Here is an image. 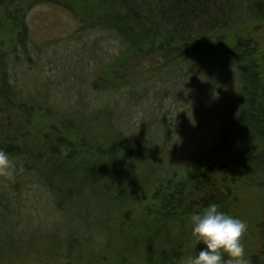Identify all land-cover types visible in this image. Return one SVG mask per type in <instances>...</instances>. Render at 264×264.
Returning <instances> with one entry per match:
<instances>
[{"label": "trees", "instance_id": "obj_1", "mask_svg": "<svg viewBox=\"0 0 264 264\" xmlns=\"http://www.w3.org/2000/svg\"><path fill=\"white\" fill-rule=\"evenodd\" d=\"M72 1L0 0V163L15 178L14 191L35 178L36 191L48 192L56 208L87 231L69 230L63 241L36 249L7 230L0 264H180L199 244V227L229 225L249 192H263L264 202L263 54L255 38L242 35L246 26L264 24V0H84L96 10L89 18ZM44 3L68 10L85 31L100 30L120 42L119 55L94 80L100 91L136 89L145 75L230 56L238 95L210 155L161 174L144 136L125 133L112 113L96 109L69 117L23 97L10 70L19 52H28V10ZM10 194L0 186V229L8 227L5 213L20 209ZM257 225L260 253L234 258L236 242H225L226 234L213 256L195 264H264V222ZM93 231L104 237L99 247L89 246Z\"/></svg>", "mask_w": 264, "mask_h": 264}, {"label": "rangeland", "instance_id": "obj_2", "mask_svg": "<svg viewBox=\"0 0 264 264\" xmlns=\"http://www.w3.org/2000/svg\"><path fill=\"white\" fill-rule=\"evenodd\" d=\"M72 5L86 17L96 11L92 10V3L84 0H73ZM27 24L28 52H19L10 70L12 82L23 97L46 102V106L69 117H87L96 109L112 113L125 133L144 136L146 144L153 148L151 155L158 159L161 174L210 155L209 145L226 122L232 100L238 95V70L230 56L213 64L193 68L183 65L173 72L145 75L136 89L121 87L120 92H104L95 89L93 83L98 73L109 67L112 57L119 55L118 40L100 30L85 31L68 10L54 3L28 10ZM242 35L255 38L264 62V24L248 25ZM95 123L103 131H110L105 121ZM15 181L0 163V186L10 190L11 197L20 205L14 214L5 213L8 227L0 229V240L6 239L1 237L7 230H15L25 245L37 249L47 246L50 240H62L69 230L87 231L84 223L57 209L48 192L36 191L40 185L35 178L23 181L25 188L21 192L13 190ZM262 193L245 194L236 214L232 212L229 225L221 221L199 227L194 236L199 244L183 254L180 264H195L197 259L213 256L218 240L226 234L230 241L224 238L225 242H236L234 258L245 260L260 253L262 239L257 224L264 222ZM89 237V241H95L89 246L96 247L104 239L94 231ZM47 260L41 264H65Z\"/></svg>", "mask_w": 264, "mask_h": 264}]
</instances>
